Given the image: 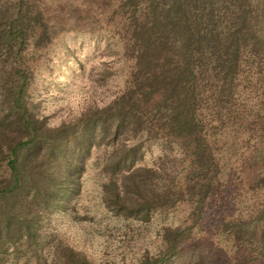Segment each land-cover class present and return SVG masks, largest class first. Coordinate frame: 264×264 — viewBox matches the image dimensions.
I'll return each instance as SVG.
<instances>
[{
	"label": "trees",
	"instance_id": "16d2710c",
	"mask_svg": "<svg viewBox=\"0 0 264 264\" xmlns=\"http://www.w3.org/2000/svg\"><path fill=\"white\" fill-rule=\"evenodd\" d=\"M118 11L133 60L126 85L56 127L30 111L27 96V46L50 42L43 9L14 0L0 12V264L10 247L37 244L42 217L71 210L100 148L101 203L113 216L146 223L189 207V225L162 226L161 249L142 264L180 257L232 156L248 189L264 193V0H119ZM149 143L162 153L140 164ZM247 217H226L219 231L249 251L261 223L264 262V206ZM55 250L51 264H90L83 251Z\"/></svg>",
	"mask_w": 264,
	"mask_h": 264
},
{
	"label": "rangeland",
	"instance_id": "374dc122",
	"mask_svg": "<svg viewBox=\"0 0 264 264\" xmlns=\"http://www.w3.org/2000/svg\"><path fill=\"white\" fill-rule=\"evenodd\" d=\"M13 2L0 0V12L10 11ZM37 3L44 12L50 42L44 47L27 46L24 59L31 69L27 96L30 111L56 127L76 121L92 107L109 104L126 85L133 60L124 52L126 16L118 11L119 0ZM103 153L100 148L88 158L71 210L42 217L37 244L10 247L6 264H51L55 249L65 246L83 251L90 264H142L145 257L161 249L162 226L189 225L186 204L156 213L146 223L107 211L99 187ZM161 153L158 143H149L140 164L152 165ZM236 158L231 157L222 188L202 205L198 225L171 264H264L259 255L261 223L249 251L243 245L238 248L219 231L226 217L242 214L248 218L251 211L264 206V193L248 189Z\"/></svg>",
	"mask_w": 264,
	"mask_h": 264
}]
</instances>
